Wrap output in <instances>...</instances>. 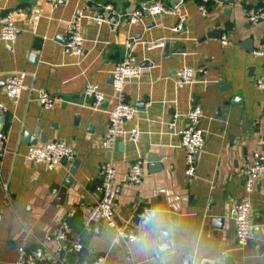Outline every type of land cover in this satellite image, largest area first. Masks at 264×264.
I'll return each instance as SVG.
<instances>
[{"label": "crops", "instance_id": "0c3cea01", "mask_svg": "<svg viewBox=\"0 0 264 264\" xmlns=\"http://www.w3.org/2000/svg\"><path fill=\"white\" fill-rule=\"evenodd\" d=\"M147 1L152 0H0V16L7 9L21 10L15 16V42L0 39V102L6 108H0V127L7 134L0 166L10 194L8 202L0 183V264H14L21 244L33 250L37 239L52 236L70 208L76 211L69 220L71 234L82 250L69 255L68 264L99 254L105 264H264V173L247 193L243 172L254 153L264 155V91L256 84L264 75V56L252 51L264 38V0H209L205 15L200 0H162L186 13L178 31L171 15L146 16L131 25L123 21L116 30L91 18L105 2L130 12ZM85 4L83 52L68 54L67 22ZM257 9L261 15L252 23L249 12ZM127 42H134L140 75L125 84L126 100L137 114L124 126H136L139 135L136 141L121 137L106 149L101 138L115 102L112 70ZM153 42L163 45L148 48ZM182 66L204 72L178 87ZM20 71L26 74L21 94L10 99L4 78ZM88 82L105 94L99 109L83 93ZM40 89L63 100L45 109L37 99ZM194 105L201 107L198 125L205 138L195 155V172L186 176L178 132ZM42 133L47 142L69 143L74 157L52 168L29 161L28 148L47 143L39 141ZM151 155L160 168L149 169ZM137 160H142L140 183L121 182ZM106 162L117 171L115 219L137 233L135 242L104 224L82 225L86 210L100 197L99 167ZM61 186L67 188L58 203ZM245 196L251 237L239 246L230 212ZM143 210L150 211L148 219L139 217ZM46 244L47 254L37 264H55L49 252L61 243Z\"/></svg>", "mask_w": 264, "mask_h": 264}, {"label": "built area", "instance_id": "2783aa9c", "mask_svg": "<svg viewBox=\"0 0 264 264\" xmlns=\"http://www.w3.org/2000/svg\"><path fill=\"white\" fill-rule=\"evenodd\" d=\"M209 0H200L199 10L202 15L206 14ZM89 5L85 4L82 8H77L67 22L66 39L64 43V52L72 55H80L83 52L84 37L81 32V23L86 16L84 13ZM89 9V8H88ZM20 8L7 9L0 16V39L8 44H12L16 40L17 27L15 24V16L20 13ZM249 18L252 23H257L261 12L259 9L250 10ZM171 15L177 18L175 25L172 27L174 31L181 29L186 20V13L181 12L175 6L166 5L162 0H152L141 2L130 12H120L116 10L112 3L101 5L100 10L95 13L93 18L96 23H108L113 30H116L121 22L134 24L141 21L146 16ZM227 36H221V42L227 43ZM134 42H127L126 51L122 59L117 62L112 70V92L115 102L110 110H108V122L104 134L101 138V145L106 149H111L119 138L128 137L132 141H136L139 130L136 126L126 128V122H132L136 118L137 109L134 104L128 102L125 97V84L128 81L136 80L140 75V67L137 63L136 56L133 53ZM163 45V42H153L148 48ZM253 53L264 56V38L259 47L254 48ZM204 68H193L191 66H182L176 73V85L182 87L190 84L195 80L196 74L203 73ZM25 72H14L7 74L4 78L5 94L10 99H16L20 96L23 85ZM257 86L264 91V75L256 80ZM84 95L91 100V106L99 109L104 101L105 94L100 86L94 82H88L83 91ZM37 99L40 105L45 109H51L55 103L63 100L60 96L49 94L46 90H38ZM0 108L5 110V106L0 102ZM186 116L188 118L187 126L179 130L180 145L185 150V174L192 176L195 172V154L204 144V130L198 125L201 117V107L194 105L190 108ZM174 124V123H172ZM7 134L0 127V163L3 154L6 151ZM73 147L64 140L50 141L41 145H33L28 148L26 157L31 162L45 163L49 168L56 164L70 160L74 157ZM245 182L244 188L247 193L253 190L256 180L264 173V155L256 152L253 160L248 163L244 169ZM142 177V160L133 162L126 173L120 180L123 183L139 184ZM100 181L97 190L100 197L86 210L82 217V225L84 227L92 224H104L109 228H113L117 235L128 242H135L138 239L136 232L131 230L127 225L118 223L114 215V202L117 194L115 182L118 181L117 171L115 167L106 162L99 167ZM0 183L4 190L5 199L10 201L8 184L3 179L0 166ZM231 218L234 224L235 239L239 246L248 243L251 235V209L247 196L234 202L231 207ZM76 211L70 208L66 211L64 217L59 221L52 236H47L45 240L37 239V245L33 250H28L25 244H21L17 250V256L14 264H37L42 261L46 253V243L55 239L61 244L56 250H50L51 260L55 264H68V256L72 253H79L82 250V244L77 237L71 234L70 219L74 217ZM149 210H143L139 213V217L148 219ZM264 228V218L262 222ZM28 230V228H27ZM30 233V232H29ZM31 234V233H30ZM74 264H105V256L97 255L95 258L84 261L78 260Z\"/></svg>", "mask_w": 264, "mask_h": 264}, {"label": "water", "instance_id": "95a60500", "mask_svg": "<svg viewBox=\"0 0 264 264\" xmlns=\"http://www.w3.org/2000/svg\"><path fill=\"white\" fill-rule=\"evenodd\" d=\"M165 48H166V47H165ZM31 57H32V58H35L34 55H31ZM39 141L42 142V143L47 142V136H46V134H43V133L40 134ZM195 155H197V152H196ZM149 161L153 162V165H152V166H149V169L152 170V169H158V168L161 167L160 164H156V163H158V162H157V161H158V158H157L155 155H151V156L149 157ZM154 162H156V163H154ZM66 188H67V186H61V187H60V189H59V191H58V194H57V196H56L55 202H58V203H62V202H63L64 196H65Z\"/></svg>", "mask_w": 264, "mask_h": 264}, {"label": "trees", "instance_id": "16d2710c", "mask_svg": "<svg viewBox=\"0 0 264 264\" xmlns=\"http://www.w3.org/2000/svg\"><path fill=\"white\" fill-rule=\"evenodd\" d=\"M105 3H107V2H105Z\"/></svg>", "mask_w": 264, "mask_h": 264}]
</instances>
